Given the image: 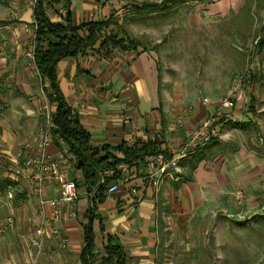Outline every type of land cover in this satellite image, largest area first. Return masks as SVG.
I'll use <instances>...</instances> for the list:
<instances>
[{
	"label": "crops",
	"instance_id": "0c3cea01",
	"mask_svg": "<svg viewBox=\"0 0 264 264\" xmlns=\"http://www.w3.org/2000/svg\"><path fill=\"white\" fill-rule=\"evenodd\" d=\"M46 2L45 15L52 23L68 18L73 27H79L112 17L116 24L105 32L119 38L125 17L141 14L133 10V5H162L167 11H175V26L188 24L196 29L212 27L219 18L232 16L245 5L243 0H213L207 4L195 0ZM34 4L35 0H0V224L7 217L13 218L10 228H0V264H81L83 227L92 208L95 252H102L101 247L112 238L126 264H156L160 226L170 216L192 218L203 209L215 208L225 216H237L227 208L235 206L232 196L241 187L243 205L248 210L255 208L260 196L253 194L264 179V161L237 140L249 136L252 128L249 119L238 121L242 90L233 106L216 119L219 137L208 143H192L190 133L211 115L210 107L202 104L196 91L213 92L217 84L210 81L196 87L186 79L180 80L173 67L161 68L157 54L146 47H138L136 52L114 49L105 55L98 42L82 55L60 60L56 82L65 103L87 131L89 147L120 161L114 167L116 178L114 171L104 172L101 183L105 177L110 180L104 191L99 194L95 188L90 190L66 143L58 146L52 138L45 155L58 160L63 181H73L78 194L74 206L60 207L70 216L52 222L49 201L59 196L60 182L44 180V203L40 204L34 194L36 169L24 165L46 130L43 107L47 106L52 115L56 108L47 99L48 84L42 82L33 57L28 55L33 35L24 26L34 21ZM189 4L192 10L185 15L184 6ZM129 27L135 34L146 35L153 29L148 25L142 28L135 20ZM251 72L247 67L241 75L245 76L242 88ZM202 97L220 101L212 93ZM253 128L258 130L257 125ZM236 140L237 153H233L230 147ZM143 147L147 148L145 155ZM133 151L135 157L127 158L125 152ZM157 156L163 158L162 165L147 160ZM172 160L175 169L166 167ZM7 185L12 186L11 198L5 195ZM112 185L117 190L108 193ZM37 227L44 232L39 253L30 245Z\"/></svg>",
	"mask_w": 264,
	"mask_h": 264
},
{
	"label": "rangeland",
	"instance_id": "374dc122",
	"mask_svg": "<svg viewBox=\"0 0 264 264\" xmlns=\"http://www.w3.org/2000/svg\"><path fill=\"white\" fill-rule=\"evenodd\" d=\"M195 1L207 4L213 0ZM243 1L245 5L240 11L219 18L212 27L175 26V11H167L162 5L150 16H126L122 27L130 39L157 54L161 68L173 67L180 80L186 79L196 87L215 82L217 88L213 92L197 89L196 95L201 101L202 96L210 93L222 100L233 78L250 68L253 73L241 89L243 107L238 111V121L247 118L252 128L249 136L237 140H242L247 151L264 161V0ZM191 10L189 4L183 12L187 15ZM134 20L142 28L153 27L150 34H135L129 27ZM234 103L233 100L232 106ZM256 125L258 130L253 128ZM237 140L230 147L233 153H237ZM262 186L264 179L253 194L256 197L258 194L260 201L249 210L243 205L242 187L236 189L232 196L235 206L227 209L237 216H225L215 208L203 209L192 218L168 217L160 226L156 264H264Z\"/></svg>",
	"mask_w": 264,
	"mask_h": 264
},
{
	"label": "trees",
	"instance_id": "16d2710c",
	"mask_svg": "<svg viewBox=\"0 0 264 264\" xmlns=\"http://www.w3.org/2000/svg\"><path fill=\"white\" fill-rule=\"evenodd\" d=\"M47 6L46 0H35L33 8V18L36 23L34 65L42 82L48 84L49 103L55 104L56 107L52 115L55 132L68 146L69 152L75 159V166L82 171L85 183L89 185L90 190L95 188V191L101 194L105 185L110 181L105 177L103 182L97 186L101 174L114 171V167L120 161L106 152L100 155L97 150L89 147L87 131L79 125L76 114L65 103L58 89L56 65L62 59L84 54L87 50L93 49L98 42L99 48L105 55L114 49L136 52L138 47L142 50H145V47L141 46L138 41L130 39L122 28L118 27L122 34L121 38L111 31L106 33L105 31L110 26L116 24L112 17L106 21L90 22L73 27L68 18L63 23L50 22L45 15ZM133 10L141 14L154 13L160 10V5L141 3L133 5ZM142 151L145 152L143 155L147 154V148L143 147ZM135 153V151L125 152L127 158L135 157ZM78 162H80L79 167H77ZM114 177L116 178V174ZM91 210L88 213L87 223L83 227V247L79 255L81 264H126L121 248L112 238L107 239L101 248L102 252H95L92 229L95 216L93 208ZM100 229L102 230V226Z\"/></svg>",
	"mask_w": 264,
	"mask_h": 264
},
{
	"label": "built area",
	"instance_id": "2783aa9c",
	"mask_svg": "<svg viewBox=\"0 0 264 264\" xmlns=\"http://www.w3.org/2000/svg\"><path fill=\"white\" fill-rule=\"evenodd\" d=\"M26 29H29L33 35V39L31 41V45L28 50V55L33 57L35 50V32H36V23L33 21L30 25L24 26ZM245 76L238 77L230 89L227 92V95L218 102H213L207 98L202 100V104L209 106L211 109V115L208 119L204 120L198 127H196L189 135L190 142L201 141L202 143H208L212 139H216L219 137V131L215 126L216 119L219 118L223 111H226L231 108L232 101L237 97L238 92L242 88L243 81ZM43 116L45 119V127L46 130L41 134V136L36 141L35 149L33 153L29 156L28 159L24 162L26 167H35L36 176H35V187L34 194L40 200V204L44 203L41 198V188L45 179L49 178L52 180H56L60 182V194L58 197L49 201L52 209L51 213V221L59 222L65 219L70 214H64L61 210L62 205H66L68 207L74 206L78 199L77 189L75 183L73 181H63L64 173L60 170L58 160H52L48 156L45 155V149L51 144L52 138L56 139L57 145L60 146L64 143V141L59 137L58 133L55 132L53 123H52V114L49 111L48 107H43ZM52 131V132H51ZM61 157V156H60ZM148 161H156L158 164H163V158L161 156L157 157H148ZM171 168H176V162L174 160L170 161L169 164H166ZM163 169V168H162ZM117 190L116 185H112L107 189L108 193H113ZM262 190H264V186H262ZM5 195L7 198L12 197V186L7 185ZM13 225V218L7 217L4 219L0 228L2 230L6 228H10ZM36 238L30 242L31 247L36 248V252L39 253L43 240H44V232L42 227H37L35 229ZM27 264V263H24Z\"/></svg>",
	"mask_w": 264,
	"mask_h": 264
},
{
	"label": "water",
	"instance_id": "95a60500",
	"mask_svg": "<svg viewBox=\"0 0 264 264\" xmlns=\"http://www.w3.org/2000/svg\"><path fill=\"white\" fill-rule=\"evenodd\" d=\"M79 165H80V162L77 163V167H79ZM100 183H101V181H100V179H99L97 186H98Z\"/></svg>",
	"mask_w": 264,
	"mask_h": 264
}]
</instances>
